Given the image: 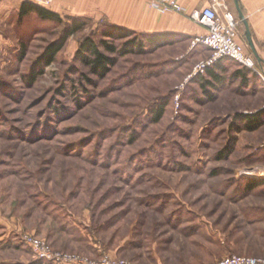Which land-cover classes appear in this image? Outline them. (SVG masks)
<instances>
[{
	"label": "rangeland",
	"instance_id": "374dc122",
	"mask_svg": "<svg viewBox=\"0 0 264 264\" xmlns=\"http://www.w3.org/2000/svg\"><path fill=\"white\" fill-rule=\"evenodd\" d=\"M49 10L60 20L0 15V264H37L25 234L131 264L264 258V218L254 219L264 210V142L237 129L220 84H208L214 98L205 93L215 78L195 67L210 49L181 35L144 53L102 47L115 63L101 77L77 51L87 35L109 39L107 20L84 13L83 0ZM76 21L83 28L46 64Z\"/></svg>",
	"mask_w": 264,
	"mask_h": 264
},
{
	"label": "crops",
	"instance_id": "0c3cea01",
	"mask_svg": "<svg viewBox=\"0 0 264 264\" xmlns=\"http://www.w3.org/2000/svg\"><path fill=\"white\" fill-rule=\"evenodd\" d=\"M233 12L239 22V41L244 51L254 57L257 68L246 69L230 59H222L216 66L218 76L228 75L219 86V98L228 114L262 115L263 121L253 129L242 130L250 133L255 143L264 142V0H221ZM26 0H0V15L11 13L14 8L20 10ZM84 13L93 18L104 17L114 25H119L140 33L165 34L170 38L179 35L186 39L207 33L195 15L203 8L213 5L217 0H179L186 10L185 14L176 11L162 12L151 6V0H83ZM220 9V8H219ZM233 88H227L229 81ZM232 89L234 103L228 90ZM224 102V104H223ZM239 120L236 123L239 124Z\"/></svg>",
	"mask_w": 264,
	"mask_h": 264
},
{
	"label": "built area",
	"instance_id": "2783aa9c",
	"mask_svg": "<svg viewBox=\"0 0 264 264\" xmlns=\"http://www.w3.org/2000/svg\"><path fill=\"white\" fill-rule=\"evenodd\" d=\"M35 4L50 8L57 0H29ZM151 6L162 12L176 11L185 14L179 0H151ZM220 8V9H219ZM196 21L205 26L207 33L193 38V46L205 45L211 51V55L196 65L195 73L205 72L214 66L219 60L230 59L240 66L257 68L255 59L244 51L239 41V22L233 12L221 0H217L211 6L203 8V11L194 16ZM259 171L258 173H263ZM254 174L258 175L257 172ZM23 241L30 246L37 259L49 264H131L126 260L114 261L109 255L102 254L100 259H94L77 253L55 251L44 240L28 234L22 236ZM211 264H264V258L248 255H229Z\"/></svg>",
	"mask_w": 264,
	"mask_h": 264
},
{
	"label": "trees",
	"instance_id": "16d2710c",
	"mask_svg": "<svg viewBox=\"0 0 264 264\" xmlns=\"http://www.w3.org/2000/svg\"><path fill=\"white\" fill-rule=\"evenodd\" d=\"M30 12H35L40 17L55 19L59 18V14L52 12L49 8L45 6H41L35 4L31 1L24 2L22 4V8L20 10V15H27ZM84 22H74L72 27L69 28L68 34L62 38L57 44L50 45L46 51L45 55V63L48 64L54 60V57L58 54V52L64 47L66 37L72 35L76 31L83 28ZM103 34L109 39L102 38L99 41H95L93 37L87 35L81 42V46L77 51V57L83 62L85 66H89L90 71L99 76L103 77L110 72L111 66L115 63L114 56H110L105 53L101 48L105 47L109 53L111 54H119V55H127L131 53H144L147 49V46L150 45L154 48H158L162 45L173 44L180 39L170 38L165 34H150V33H140L134 30H129L125 27L114 25L109 21L104 22ZM112 39H120L123 41L121 46L115 45L111 42ZM220 62V60H219ZM217 62L214 66L208 68V72L215 78V80L203 82V87L205 88V93L208 97L214 98L213 93L207 89L208 84H212V86L217 87V85H222L224 80L222 76H218L216 72V66L219 64ZM246 68V67H244ZM251 69V68H246ZM253 70V69H252ZM219 85V86H220ZM219 86L217 88H219ZM162 107L158 108L154 111L153 120L158 121L162 117ZM236 120H239V124H237V129L242 130L241 122L245 121V126L248 130H253L257 128L261 122L263 121L262 115L258 114H250V115H236ZM225 154H228L226 151ZM253 183V182H252ZM251 183V188L254 187V183ZM256 185V184H255ZM256 217L254 219H262L264 218V210L257 209L254 210ZM253 219V220H254ZM37 264L45 263L41 260L35 262Z\"/></svg>",
	"mask_w": 264,
	"mask_h": 264
},
{
	"label": "bare ground",
	"instance_id": "6f19581e",
	"mask_svg": "<svg viewBox=\"0 0 264 264\" xmlns=\"http://www.w3.org/2000/svg\"><path fill=\"white\" fill-rule=\"evenodd\" d=\"M262 176V175H261Z\"/></svg>",
	"mask_w": 264,
	"mask_h": 264
}]
</instances>
